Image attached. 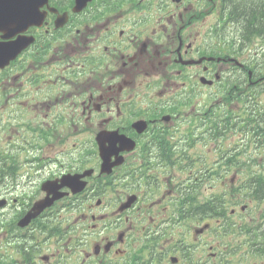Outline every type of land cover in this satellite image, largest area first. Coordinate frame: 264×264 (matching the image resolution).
<instances>
[{
  "label": "flooded vegetation",
  "instance_id": "obj_1",
  "mask_svg": "<svg viewBox=\"0 0 264 264\" xmlns=\"http://www.w3.org/2000/svg\"><path fill=\"white\" fill-rule=\"evenodd\" d=\"M199 2L200 0H193L194 4ZM182 10L187 12V8L183 7ZM81 19L83 24L82 29L75 31L72 24L65 33L70 49H79L82 45H91L99 52L97 56L100 58L94 63L89 80L76 81L65 79L62 75L41 73V68L48 71L56 65L55 63H49L46 67H40L38 68V73L41 77L37 79L33 76V84L41 86V90L43 91V88L51 90V87H57L59 89L62 87V83L66 82L69 91L58 95L56 99L58 105L54 104L55 101L49 100L46 102L39 101L34 105L27 106V108L33 110L37 115H43V118L48 120L49 115L55 109L65 106L69 113H71L72 109L75 110L74 121L78 127L84 125L87 130L118 129L137 142V149L122 154L125 158L124 164L116 167L110 175L101 172L103 163L100 162L99 158L95 164L84 159L80 164L63 166L58 170L53 168V166L58 165V160L53 158L52 155L46 161H43L41 172L47 179H55L67 171L80 174L84 173V171L90 173L89 179H87L89 188L88 192L83 196V206L96 211L106 203V198L115 185L124 183L132 189H138L142 185V182H135L132 178H139V180L151 178V173L155 171L152 168H156V164L154 163L156 157L153 160V164H150V159L140 148L139 137L142 133L135 129L137 113L135 110L137 94L135 80V34L130 29L124 28L121 25L119 17L115 14L114 10H88L81 15ZM52 28L54 27L48 26L44 28L46 32L44 34L45 38L53 37L50 35ZM168 33L175 38L171 39L176 46L174 53L176 56V59H174L176 61L175 64L182 66V63L178 61H183L184 58L188 59L194 55L200 33L194 34L192 31L187 30L184 25L169 29ZM153 48L154 55L147 53L146 48L141 50L142 58L140 63L141 70L144 73L147 70V63H151L153 57H159L164 49L162 45H155ZM58 57L61 59V56ZM83 71L84 73L75 76H83V74L87 73L85 71H88V69H84ZM22 76L16 79L17 83L22 82ZM17 87L19 90L24 91L25 82L18 84ZM172 117L180 119L182 118V114L177 111ZM155 124L156 126L152 130L143 135L155 149V153L148 156L162 155L161 138L164 132L161 126L166 124L167 126H171L173 125V121L165 124L159 120ZM80 146L83 147L84 144H80ZM74 147H78V144H74ZM122 155L120 154L118 158L122 157ZM88 170L92 171L88 172ZM19 206L21 208L23 206L24 208H28V205L24 203L19 204ZM91 246L92 241L86 239L84 253L87 258L90 255L89 249ZM105 246L106 239L94 244L95 249L104 248ZM26 250L28 251V246H26Z\"/></svg>",
  "mask_w": 264,
  "mask_h": 264
},
{
  "label": "rangeland",
  "instance_id": "obj_2",
  "mask_svg": "<svg viewBox=\"0 0 264 264\" xmlns=\"http://www.w3.org/2000/svg\"><path fill=\"white\" fill-rule=\"evenodd\" d=\"M143 3H148V2L147 0H140L139 5L133 8L134 12L143 13L145 15L147 13L146 6L140 7V5ZM134 16L135 15L132 13H127L125 15V23L128 28L133 29V31L136 32V34H138L137 27H135L130 21V19H132ZM65 40H67L66 33L58 35V36H54L53 38H51L52 47H54L53 52H51L49 55L51 59H55V61H61V59L58 56L60 55L59 51L65 49L66 47ZM83 47L85 49V46ZM56 68H60V67H56ZM58 75H62V74H58ZM135 80H136V84H138L139 82L138 76H135ZM4 84L10 87V84L8 83H4ZM14 84L15 83H13V85ZM30 92L22 91V90H19L18 88H15L13 95L10 96L9 98L8 97L6 98V105H0V108L2 107L1 111L3 110L4 114H7V115H10L13 109H19L20 111L14 117H11L10 115L11 119H9V117L4 115L3 122L1 123L2 126L0 127L1 128L0 163L6 162V164L9 165L10 162L14 160L15 158L14 155L17 158L23 155V152H17L15 154H13L12 152L4 153L3 149L7 150V144L10 141L9 137L11 135L17 134L18 132L17 129L24 130L27 128V125L29 123L28 111L30 112V109H28L27 106H30L31 101L35 102L36 99H38L39 97H42V93H39L34 89L30 90ZM51 93H52L51 90L47 92L49 96L51 95ZM89 136L90 134L85 133V137H89Z\"/></svg>",
  "mask_w": 264,
  "mask_h": 264
},
{
  "label": "water",
  "instance_id": "obj_3",
  "mask_svg": "<svg viewBox=\"0 0 264 264\" xmlns=\"http://www.w3.org/2000/svg\"><path fill=\"white\" fill-rule=\"evenodd\" d=\"M24 2L27 1V0H23ZM3 2H8V10H12V11H9V14L8 16H6V18L1 21L2 22V27H6V26H9L10 24H15L18 20V14H17V3H18V0H3ZM15 44H19V42H16ZM25 45H23V47H18L16 49H13V56H15L18 52H20V50L22 48H24ZM12 48H2L0 49V54L3 53L4 51H9L11 50ZM0 66H3V65H0ZM37 210H41V206H38L36 207Z\"/></svg>",
  "mask_w": 264,
  "mask_h": 264
},
{
  "label": "trees",
  "instance_id": "obj_4",
  "mask_svg": "<svg viewBox=\"0 0 264 264\" xmlns=\"http://www.w3.org/2000/svg\"><path fill=\"white\" fill-rule=\"evenodd\" d=\"M258 21V24L260 23V25H264V18L262 17H255Z\"/></svg>",
  "mask_w": 264,
  "mask_h": 264
}]
</instances>
